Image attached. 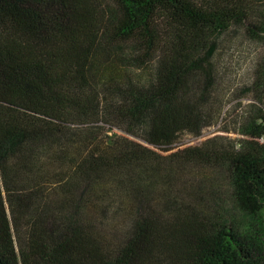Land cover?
I'll return each mask as SVG.
<instances>
[{"label": "trees", "instance_id": "obj_1", "mask_svg": "<svg viewBox=\"0 0 264 264\" xmlns=\"http://www.w3.org/2000/svg\"><path fill=\"white\" fill-rule=\"evenodd\" d=\"M109 1L0 0V264H264V0ZM231 26L258 48L240 148L183 146L227 70L213 62ZM103 39L130 59L157 55L119 93L132 91L127 128L110 126L142 142L77 128L106 114L91 71ZM164 157L195 169L186 194L208 202L200 213L155 205ZM96 212L130 219L113 251Z\"/></svg>", "mask_w": 264, "mask_h": 264}, {"label": "rangeland", "instance_id": "obj_2", "mask_svg": "<svg viewBox=\"0 0 264 264\" xmlns=\"http://www.w3.org/2000/svg\"><path fill=\"white\" fill-rule=\"evenodd\" d=\"M109 4L110 1L108 0ZM217 41L221 45L225 44L226 49L223 50L221 56L216 57L215 70L219 73L220 67H227V70L216 74L221 77L220 83L211 92L209 102L205 110V115L199 120L197 125L200 129L199 136L193 137L190 134L182 137L183 146H198L205 140L212 143L218 148H225L230 145L235 147V150L240 148L241 136L239 135L238 121L244 118L245 114L253 111L256 107L249 99L251 93L249 91V83L252 79L250 69L257 57L258 48L251 44L242 36V28L229 27L225 29ZM129 49L126 42H111L103 39L101 46L98 48L96 55L93 58L92 78L95 83H98L99 90L101 89V105L106 113L102 121H99L95 126L77 127L80 131H94L95 133L105 137H110L113 134V139L123 137V139H132L142 142L139 138L131 137L122 130L116 128L110 129L113 122L119 121L122 127L127 128V121L122 117L125 115L123 109L126 105L130 107L131 90L129 93L119 94L127 89L129 90L130 82L148 78L149 66H154L157 55H151L143 60L142 58L130 59L126 50ZM220 53V51H219ZM136 53H132V56ZM125 57V58H123ZM137 57V56H136ZM105 60H107L105 62ZM150 68V67H149ZM140 76V79H139ZM219 80V79H218ZM127 90V91H128ZM126 91V92H127ZM124 96V97H123ZM209 115H211L209 117ZM144 122L145 121H142ZM141 122H138L141 124ZM140 124H133L136 129H142ZM140 132V131H138ZM257 145L264 142L262 138L256 139ZM182 146V147H183ZM157 170L154 173L157 179L158 186L155 189L157 202L155 205L174 214L180 206L200 213L204 209V205H208L206 201H199L197 196H188L186 192L190 191L186 188L185 179L191 180L195 173L194 168H189L186 173L179 168V164L170 158H160L157 162ZM209 175H215L212 168L205 169ZM195 193V192H193ZM197 194V193H196ZM222 196V195H221ZM223 197V196H222ZM45 201V200H44ZM50 202L46 199V205ZM203 204V205H202ZM223 206L226 210L231 209L227 203ZM183 211L182 209H180ZM109 211H111L109 209ZM230 211V210H229ZM239 211L235 210V216H239ZM112 212H96L93 219L90 220L92 231L97 234L107 251H113L118 245H122L127 238L130 229V219L125 216L111 218ZM248 215L242 220V224L252 230H256L255 225H250ZM258 229V228H257Z\"/></svg>", "mask_w": 264, "mask_h": 264}]
</instances>
